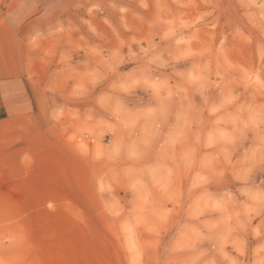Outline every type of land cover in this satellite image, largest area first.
I'll list each match as a JSON object with an SVG mask.
<instances>
[{
    "label": "rangeland",
    "instance_id": "1",
    "mask_svg": "<svg viewBox=\"0 0 264 264\" xmlns=\"http://www.w3.org/2000/svg\"><path fill=\"white\" fill-rule=\"evenodd\" d=\"M0 85V264H264V0H0Z\"/></svg>",
    "mask_w": 264,
    "mask_h": 264
},
{
    "label": "crops",
    "instance_id": "2",
    "mask_svg": "<svg viewBox=\"0 0 264 264\" xmlns=\"http://www.w3.org/2000/svg\"><path fill=\"white\" fill-rule=\"evenodd\" d=\"M13 97H15V95L13 92H11V90H3L1 92V85H0V107L2 106L5 108L4 112H6V114L7 113L9 114L8 106H9V104L13 103V102H11L14 99ZM13 111H14V108H13Z\"/></svg>",
    "mask_w": 264,
    "mask_h": 264
}]
</instances>
